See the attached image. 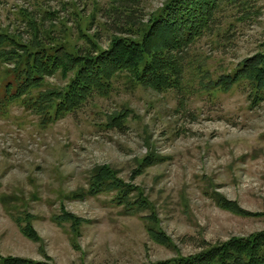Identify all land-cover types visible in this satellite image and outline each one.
I'll return each mask as SVG.
<instances>
[{
  "label": "rangeland",
  "instance_id": "rangeland-1",
  "mask_svg": "<svg viewBox=\"0 0 264 264\" xmlns=\"http://www.w3.org/2000/svg\"><path fill=\"white\" fill-rule=\"evenodd\" d=\"M166 1L132 3L138 27ZM114 10L111 0H0V34L25 45L35 22L53 40L87 48L84 32L106 49L128 35H120L128 19ZM257 54H264V0H228L212 30L184 53L190 69L180 91L118 78L110 96L48 125L21 103L0 108L1 257L152 264L264 231V101L253 105L244 86L208 89L209 79ZM9 67L0 61V90ZM65 83L47 79V87ZM124 111L125 127H110ZM104 166L147 204L132 212L115 193L87 194L91 172ZM26 223L38 241L23 235Z\"/></svg>",
  "mask_w": 264,
  "mask_h": 264
},
{
  "label": "trees",
  "instance_id": "trees-1",
  "mask_svg": "<svg viewBox=\"0 0 264 264\" xmlns=\"http://www.w3.org/2000/svg\"><path fill=\"white\" fill-rule=\"evenodd\" d=\"M141 1L111 0L114 12L128 19V28L120 35L137 37H113L106 49L95 44L84 32L81 36L90 44L87 48L53 40L47 31L37 28L35 22L30 25L34 39L25 45L0 34V61L10 65L5 70L0 90V108L21 103L38 116L41 124L48 125L81 111L96 97L110 96L118 78L127 77L133 84L157 92L182 90L190 69L184 53L212 30L228 0H167L150 16L143 29L135 23V10L131 6ZM55 76L66 81L65 85L47 87V79ZM208 86L210 92L244 86L253 105H259L264 101V54L243 60L230 73L216 80L209 79ZM127 115L124 111L111 117L110 127L122 130ZM134 191L133 186L117 178L112 168L104 166L91 172L87 194L115 193L114 201L134 212L147 204L144 198H139L142 197L140 191H137L139 197L132 199ZM221 207L232 209L230 203ZM235 212L254 215L238 209ZM66 217L77 225L81 223L69 213ZM24 225L21 227L23 235L38 241L33 226ZM150 231L162 243H169L163 235ZM0 264L48 263L0 255ZM152 264H264V231L222 243H208L195 255Z\"/></svg>",
  "mask_w": 264,
  "mask_h": 264
}]
</instances>
